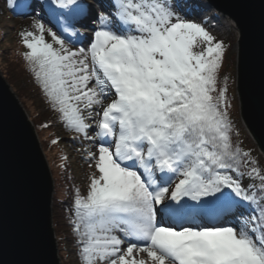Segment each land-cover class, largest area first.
I'll return each instance as SVG.
<instances>
[{"label": "snow or ice", "instance_id": "6c2138e0", "mask_svg": "<svg viewBox=\"0 0 264 264\" xmlns=\"http://www.w3.org/2000/svg\"><path fill=\"white\" fill-rule=\"evenodd\" d=\"M47 7L92 29L77 50L41 19L21 33L52 107L95 148L96 172L73 204L83 264H264V169L231 140L222 42L179 0Z\"/></svg>", "mask_w": 264, "mask_h": 264}, {"label": "water", "instance_id": "95a60500", "mask_svg": "<svg viewBox=\"0 0 264 264\" xmlns=\"http://www.w3.org/2000/svg\"><path fill=\"white\" fill-rule=\"evenodd\" d=\"M208 1L239 28L240 114L264 151V0ZM53 193L35 127L0 70V264H61Z\"/></svg>", "mask_w": 264, "mask_h": 264}, {"label": "rangeland", "instance_id": "374dc122", "mask_svg": "<svg viewBox=\"0 0 264 264\" xmlns=\"http://www.w3.org/2000/svg\"><path fill=\"white\" fill-rule=\"evenodd\" d=\"M33 1L39 2L40 5L44 4L43 0H24V6H27L25 10H19L15 11L13 8H10L8 5L7 0H0V70L6 80L10 83L12 89H14L13 85V79L6 77L5 71L7 72L10 70V74L12 78L14 76H17L15 73H13V70H19L21 63H18L17 60L13 59L15 50L16 52H21L22 49L25 48V45L23 44V39L21 36L22 32H28V31H36V28L34 26V21L36 19H41L42 22L45 24L46 28H52L53 31H56L58 35H60L66 42L67 47L77 50L81 47L88 48L90 46V42L92 40V29L90 27H86V25L78 26L79 33L81 35L79 38H84L83 34L85 31L84 29H89L90 32V38L88 37V40H84L83 44L81 42H74L73 39H66L62 33L64 30L63 27L60 25L57 27L53 25L51 20L49 18H45L44 14H47L44 10L47 8L45 5L43 9L40 7V5H33ZM93 2H98L97 0H93ZM203 3L205 4V9L202 10L200 15L206 19V21H200L195 19H190L195 22L201 23L206 30L215 38L216 41L222 42L225 52V61L227 60V66L230 69V71H234L235 78H237V58H238V39L240 36V31L238 26L236 25L235 21L225 14L224 12L218 10L214 5L210 4L208 0H182L180 2V13L181 15L187 17V13L189 10H192L194 6H197V4ZM205 10H208L205 12ZM71 21V20H70ZM215 23L214 25L212 23ZM73 23V22H72ZM74 24H77L74 22ZM73 25V24H72ZM61 27V29L59 28ZM77 28V27H76ZM60 29V30H59ZM47 32H45L46 35ZM49 38L48 42H51V37L45 36V39L47 40ZM231 43V44H230ZM228 44V46H227ZM230 45V46H229ZM55 47H59V45H54ZM205 46L203 42L198 43L197 50L199 48ZM22 79L19 81L21 86H28L26 80L21 77ZM237 80L234 85H232L231 89L234 91V94L236 96L237 93ZM16 93V92H15ZM17 95V93H16ZM18 96V95H17ZM19 97V96H18ZM22 105L24 106L29 118L31 119L37 136L41 142L43 151L45 153V156L47 158L53 179H54V193H53V202L55 197V190H56V182L55 177L57 176V166L56 165V158L54 159V154H58L57 151H59V147H56V144H48V142L44 139L50 138L51 128L55 132L54 138L59 139L60 138V145L62 148H64V161L63 159H59L57 162L59 166H62V163L64 164V169L69 171L73 176H75V186L79 190L81 194L86 195L87 193V187L90 183L91 176L96 172L94 168V163L88 158V152L90 150H95L94 145L91 140L87 139L83 133H77L74 131H68L66 130V122L60 118L59 113H56L57 111L49 107L48 102L45 103L41 101V104L38 102V107L35 106L36 102L35 100H27L22 99L19 97ZM110 102V101H106ZM229 105L230 109H232L236 115L239 116L240 123L244 127L245 134L244 137H246V144L248 146L250 145H256L259 153L261 154V159L264 161V151L258 147L257 141L253 137V135L248 130L247 125L243 121L241 114H240V104H239V98H234V100L229 99ZM97 107V106H94ZM49 111V113H48ZM37 112H47L44 116L45 124H49L50 127L47 129H43L42 133L40 134V131L37 128V122L36 120L39 119L34 116ZM85 116H87V111H85ZM86 123H89L92 125V127L88 130V136H92L95 132V125L93 124L92 120H86ZM45 136H44V135ZM50 137H49V136ZM47 146V147H46ZM260 148V149H259ZM264 163V162H263ZM76 190V189H75ZM60 191V190H58ZM77 191V190H76ZM73 193H71L72 195ZM70 194L65 198V208L68 209L71 214L74 212L73 209V197ZM61 197H64V194L60 195ZM54 204L52 203V206ZM54 210V209H53ZM56 210V208H55ZM54 224V222H53ZM55 227V226H54ZM55 230V236L57 240V247H58V255L60 257V263L61 264H83V260L79 252L74 248L73 241L71 239L70 232L66 229V226H63L60 228V232L62 233L60 235V232ZM59 233V234H58ZM79 258V259H78Z\"/></svg>", "mask_w": 264, "mask_h": 264}, {"label": "trees", "instance_id": "16d2710c", "mask_svg": "<svg viewBox=\"0 0 264 264\" xmlns=\"http://www.w3.org/2000/svg\"><path fill=\"white\" fill-rule=\"evenodd\" d=\"M182 0H179V2H181ZM47 37H49V35L46 33ZM45 35V36H46ZM47 41H49V38H47ZM66 43V42H65ZM231 44V43H230ZM67 46V45H66ZM228 46V44H227ZM230 46V45H229ZM55 47V46H54ZM28 51V49L25 47L24 49L21 50V52H16L13 54L14 57L12 56L13 59L17 60L18 63H21L20 69L17 70H13L12 72L15 73L17 76H14L12 78L11 74H10V70H8L7 72L5 71V75L6 77L11 78L10 80L13 79V85H14V89L16 90L15 92L17 93V95L22 99H27V100H35L36 104L35 106L38 105V102L41 104V101L49 104V107L52 109V111L54 112L57 111L56 113H59L58 110L54 107H52V103L51 100L49 99V97L47 96L46 92L44 91L41 82L36 78L35 73L33 72L32 69V65L29 63V61L25 58L24 53ZM227 58L225 61V57L222 58V63H221V68L217 74V89L218 90H225V101L227 103V108H226V115L227 118L230 122V136H231V140L232 143L234 145V147L239 148L242 154H247L246 156L243 157V160L245 163L248 162H253L255 163L259 168L264 169V161L261 159V154L259 153L257 146L256 145H250L248 146L246 144L247 140L246 137H244L243 134H245V130L244 127L241 125L242 123H240V118L238 115H236L237 113H235L232 109H230V105H229V99L230 100H234V98H238V94H234V91L231 89L232 85L235 84L236 79L235 78V73L233 71H230V69L228 68V64H227ZM227 64V65H226ZM21 77H23L28 86L24 87L20 85V80L22 79ZM225 101L221 102V108L224 109V105H225ZM37 108H39L37 106ZM49 113V111H48ZM45 114H47V112H45ZM45 114L43 112H37L36 115L34 114V116L37 118V116L39 117V119L36 120V124H37V128L40 131V134L42 133V131H44L43 129H47L50 127L49 124H45L44 116ZM60 115V113H59ZM66 130L68 131H74L73 129L69 128L66 124L65 126ZM75 132V131H74ZM44 135V134H43ZM55 132L52 130L51 128V133H50V138H48V140L46 138H43L44 143L45 140L48 142V144L51 145V143L53 144L54 141L56 144V147H59V151H57L58 154H54V159L56 158V165L57 166V176L55 177V182H56V190H55V197H54V202H53V222H54V228H56L57 232H60V228H62L63 226H66V229L70 232L71 235V239L73 241V246L74 248L79 252L80 250V245L78 243L80 237L79 234L75 231L74 225L77 221V217L75 215V211L71 214V212L65 208V199L69 194L71 195V193H73L71 196L73 197V201L75 200L77 194L83 195L80 192V189L78 190L75 186V176H73L71 173H69V171L64 169V164L62 163V166H59V164L57 163L59 161V159H63L62 162H65V155H64V148L61 147L60 145V138L59 139H55L54 138ZM45 136V135H44ZM60 142V143H59ZM47 147V146H46ZM252 166L251 163H249V169ZM248 170V169H246ZM245 185L249 184V183H255V184H259V180L258 179H253L250 180L247 176H245L243 178L242 181ZM77 191H76V190ZM60 190V191H58ZM64 194V197H61L60 195ZM74 204V203H73ZM56 208V210H55ZM59 234V233H58ZM62 233L60 232V235ZM79 259V258H78Z\"/></svg>", "mask_w": 264, "mask_h": 264}, {"label": "bare ground", "instance_id": "6f19581e", "mask_svg": "<svg viewBox=\"0 0 264 264\" xmlns=\"http://www.w3.org/2000/svg\"><path fill=\"white\" fill-rule=\"evenodd\" d=\"M98 1V0H97ZM99 2H102V0H99ZM33 5H40V3L36 2V1H33L32 2ZM205 4L203 3H200V4H197V6H194L192 8V10H189V12L187 13V17H189V19H195V20H200V21H206L205 18H203L200 13L202 12L203 9H205ZM47 14H44L45 18H49L51 20V22L53 23V25L57 24V20L55 19L54 17V14L57 13V12H54L51 14V11L47 8H45L44 10ZM204 11V10H203ZM208 11V10H205V12ZM64 21V20H63ZM65 21H68V20H65ZM88 22L87 21H80L78 22L77 24H79L80 26H83V25H86ZM213 25L215 24L214 22L212 23ZM83 37L85 39L88 40V37L90 38V33L88 32H85L83 34ZM204 223H210L209 221H204Z\"/></svg>", "mask_w": 264, "mask_h": 264}]
</instances>
